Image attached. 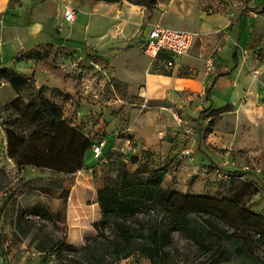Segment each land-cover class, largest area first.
I'll use <instances>...</instances> for the list:
<instances>
[{"label": "rangeland", "instance_id": "rangeland-1", "mask_svg": "<svg viewBox=\"0 0 264 264\" xmlns=\"http://www.w3.org/2000/svg\"><path fill=\"white\" fill-rule=\"evenodd\" d=\"M168 1L170 5L179 4L181 7L192 4V1ZM246 2L247 0L245 2L243 0L198 2V7L207 15H221L211 17L220 22L216 30L200 32L198 29L190 28L197 36L188 55L203 62L201 70L203 73L219 69L215 60L227 42V29L237 24V15ZM117 3L118 5L115 6L117 9H113L110 13L114 19L112 22L111 17L108 19L110 21L108 37L91 34L89 38L67 39L76 48L60 53L61 59H69L74 66L73 72L78 78L80 87L89 91L86 96L71 97L70 104L74 105V114L71 118L69 116L70 122L87 135L91 143L100 137H106V152L101 158L93 157L89 164L92 165L90 172L96 189L106 184V179L113 180L125 171L131 175L138 172L139 176L146 177L151 169L167 167L160 153L161 141L166 135L164 131H169L167 135L169 141L173 143L175 132L172 127L181 126L184 121L185 125L196 127L199 124L195 113L190 112L187 115L182 113V109L176 104L163 102L160 96L146 97L144 95L150 75H167V73L149 65L140 49L139 33L146 23H162L160 18L166 10L159 9L158 19L154 20L153 10L156 0L150 8L126 0ZM127 8L133 12V21L129 17L126 19L122 17V12ZM228 8L235 10L236 13L224 16ZM257 13L264 15V3ZM254 17L256 19L258 16ZM119 21L122 23L119 24ZM76 22L77 20L72 24ZM98 22L100 20L93 21L92 25ZM260 26L264 29V20ZM253 37L263 40L262 48L256 49L251 44L252 48L247 53L238 52V59L241 63L247 60L252 66L249 69L250 74L253 75V70L258 69L259 74L253 76L254 79L259 80L264 76V33L255 34ZM238 44L237 40L236 49ZM39 60L41 65L55 68L52 62L43 57ZM51 61L61 62L62 74H68V66L64 65L63 60ZM199 72L198 68L192 66L181 71L180 75L194 77ZM29 85L36 90L41 89L40 94L28 88L22 90L18 94L22 99L21 109L31 101L40 103L41 98L49 99L61 110L66 102H69L67 94L61 91L56 89L49 91L46 87H36L31 83ZM48 92H50L49 96ZM16 98L17 95L13 97V92H9L7 88H0V158L3 155L4 140L1 131L5 132L10 121L17 116L12 109L8 108L6 111L3 109ZM189 101L197 103L196 99ZM101 121L106 130L98 127ZM224 122L222 125H230L232 118H226ZM200 123L203 125L202 122ZM208 127L209 124L204 123L197 133V143L191 140V137L187 140H179V163L181 158L192 155L193 151L194 153L204 151L206 147L203 143ZM262 138L257 136L256 130H252L248 136L253 146L260 144ZM166 145L163 144V146ZM172 145L178 146L176 142ZM186 149L190 150L188 155L184 153ZM216 150L223 154L228 149ZM231 152L228 158L230 164L227 166L230 170L221 168L224 167L221 166V162H227V160L223 158H219L221 162L212 160L210 164L203 165L208 169L204 176L190 174L182 179L179 178V188H194L202 194L214 195L218 188H225L232 180L243 179L247 181L248 186L242 192V201L249 210L264 215L263 163L261 164L256 156L246 154L244 157L247 150ZM3 165L0 159V264H73V260L79 257V254L71 248H80L85 244L86 239L94 234L92 226L73 225L65 219V196L68 189L75 184L78 171L65 174L27 166L12 173L5 171ZM213 171L216 173L208 174ZM237 173L242 175H235ZM70 235L78 239V244L67 242ZM173 239L171 249L185 251V241L178 233H173ZM111 264H149V262L138 253H133Z\"/></svg>", "mask_w": 264, "mask_h": 264}, {"label": "crops", "instance_id": "crops-1", "mask_svg": "<svg viewBox=\"0 0 264 264\" xmlns=\"http://www.w3.org/2000/svg\"><path fill=\"white\" fill-rule=\"evenodd\" d=\"M177 1H192V4L181 7L179 4L170 5L168 0H156L153 19L157 20L159 9L164 8L166 11L160 18V22L164 23H161L162 25L188 30L190 28L198 29L200 32L219 28L220 22L211 17L221 15H207L198 7L199 1L208 0ZM245 1L243 0V2ZM263 3L264 0H247L239 11L238 22L235 26L227 29V42L215 60L216 66L219 67L217 71L212 70L203 73L201 71L203 62L189 56L188 53L175 58L173 66L169 70H158L154 65L158 71L166 72L167 75H150L147 79L144 95L146 97L160 96L163 102L176 104L182 109V113L187 115L190 112L195 113V118L199 122L196 127L185 125V121L181 126L172 127L175 132L173 143L176 142L177 147H173L172 141H169L167 135L169 131H164L166 135L160 145L161 159L165 160L164 165H167L165 167L166 174L162 181L164 187L202 194L201 191L194 188L180 189L179 178L182 179L190 174L204 176L208 169L204 168L203 165L210 164L212 160L221 162V158L227 160V162H221V166H224L221 168L230 170V167L227 166L230 164L228 158L232 153L231 151L247 150L244 157L246 154L256 156L264 166V76L260 77L259 80L254 79V76L249 73L252 66L248 64L247 60L241 63L238 59V52L243 53L245 51L247 53L252 48L251 44L256 49L263 46V40L253 37L255 34L264 33V29L260 26L264 20V15L256 14L262 8ZM65 5L75 9L76 23L72 24V22L64 20L63 8ZM116 5L118 3L93 0H0V68L13 70L36 87L43 86L49 91L56 89L67 94L69 102H66L61 110L62 118L71 126H75L74 123L70 122V118L74 114V105L70 104L71 97L86 96L89 91L80 87L78 78L73 72L74 66L69 59H61L60 53L76 48L67 39L89 38L91 34L108 37L110 25L108 19L111 17L110 13L113 9H117ZM235 13V10L228 8L223 15H234ZM254 16L258 17L255 19ZM122 17L124 19L129 17L133 21L132 10L127 8L122 12ZM110 19L112 22L113 16ZM98 20H100L98 24L92 25L93 21L97 22ZM120 23L122 22L119 21ZM152 24L146 23L139 33L141 47L144 36ZM76 29L78 30L77 33ZM237 40L239 41L238 49L235 47ZM142 55L144 56L143 53ZM41 57L52 62L55 68H47L48 66L41 65L39 60ZM51 60L57 62L63 60L64 65L68 66V74H62L63 65L61 62L54 63ZM192 66L199 69L200 72L197 76L180 75L181 71ZM1 87L13 92V97L15 95L18 97V94L4 79L0 80ZM207 91L208 95H206ZM47 94L49 96L50 92ZM190 99H196L197 103H190ZM168 109L171 110V108ZM206 109L209 110L204 114H199L201 110ZM226 118H232L230 125H222ZM204 123L209 124L203 143L206 148L203 149L204 151L195 153L193 151L192 155L181 158L179 163V140H187L188 137H191V140H195L197 143V133L204 126ZM98 127L106 130L102 121ZM252 130H256L257 136L263 137L260 140L261 143L255 146H253L252 141L248 140ZM1 133L4 140L3 157L1 156L0 159L5 166V171L13 173L17 167L7 157V140L5 132L2 130ZM104 138L106 139V137ZM163 144L167 145L163 146ZM106 148L107 142L103 148V154L106 152ZM225 148L228 150L224 151L223 154L216 150ZM93 159L92 152L88 149L84 156L83 167L78 170L76 182L68 189L65 196V219L73 225H90L93 227V223L100 216L96 198L97 189L90 172L92 165H89ZM211 173H216V171L208 172V174ZM67 242L78 244V239H74L70 235Z\"/></svg>", "mask_w": 264, "mask_h": 264}, {"label": "trees", "instance_id": "trees-1", "mask_svg": "<svg viewBox=\"0 0 264 264\" xmlns=\"http://www.w3.org/2000/svg\"><path fill=\"white\" fill-rule=\"evenodd\" d=\"M126 1L148 8L155 3ZM0 78L17 94L25 88L36 90L7 68H0ZM8 108L17 116L5 129L6 154L17 169L29 166L73 174L83 167L91 141L62 118L59 106L41 98L21 109L18 96L3 111ZM165 174L166 169L158 167L146 177L125 171L106 179L97 189L100 216L93 223L94 234L80 248H71L79 254L73 264H111L133 253L149 264H264V215L242 201L247 181L232 180L214 195L195 194L164 187ZM175 232L185 241V251L171 249Z\"/></svg>", "mask_w": 264, "mask_h": 264}, {"label": "built area", "instance_id": "built-area-1", "mask_svg": "<svg viewBox=\"0 0 264 264\" xmlns=\"http://www.w3.org/2000/svg\"><path fill=\"white\" fill-rule=\"evenodd\" d=\"M76 11L70 6H64L63 18L66 22L75 20ZM197 34L191 30L183 28H174L162 25L161 23H153L144 36L142 43V53L148 59L149 65H155L158 70H169L172 68L174 59L186 55ZM244 51L242 54H245ZM259 74L258 69L253 70V75ZM106 145L104 137H100L93 141L90 150L94 158H101L103 148ZM185 154H189L190 150L186 149Z\"/></svg>", "mask_w": 264, "mask_h": 264}]
</instances>
